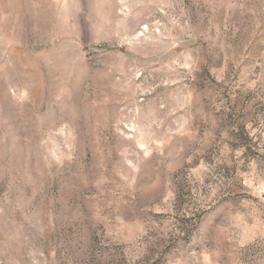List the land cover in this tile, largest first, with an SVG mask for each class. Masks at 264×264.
I'll return each instance as SVG.
<instances>
[{
	"label": "rangeland",
	"instance_id": "374dc122",
	"mask_svg": "<svg viewBox=\"0 0 264 264\" xmlns=\"http://www.w3.org/2000/svg\"><path fill=\"white\" fill-rule=\"evenodd\" d=\"M0 264H264V0H0Z\"/></svg>",
	"mask_w": 264,
	"mask_h": 264
}]
</instances>
